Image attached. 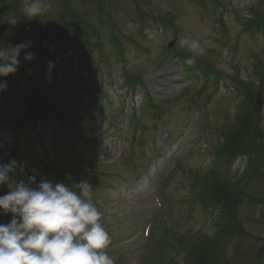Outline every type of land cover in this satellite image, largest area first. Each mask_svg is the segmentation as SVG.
<instances>
[{
	"label": "rangeland",
	"instance_id": "obj_1",
	"mask_svg": "<svg viewBox=\"0 0 264 264\" xmlns=\"http://www.w3.org/2000/svg\"><path fill=\"white\" fill-rule=\"evenodd\" d=\"M50 4L28 19L19 0H0V41L31 42L16 73L0 77L7 85L0 92V163L17 161L23 170L11 180L35 176L32 187L42 178L88 181L114 264H191L193 246L214 247L225 222L224 208L208 207L212 186L250 189L248 157L229 160L213 149L256 107L258 93L264 134V0ZM8 15L17 25L3 22ZM185 36L206 47L192 66L198 68L184 63ZM25 52L34 58L26 61ZM252 181L261 201L238 208L243 224L218 240L224 250L216 264H264L254 260L264 257V172ZM9 191L0 185V196ZM1 212L9 223L12 214Z\"/></svg>",
	"mask_w": 264,
	"mask_h": 264
},
{
	"label": "clouds",
	"instance_id": "obj_2",
	"mask_svg": "<svg viewBox=\"0 0 264 264\" xmlns=\"http://www.w3.org/2000/svg\"><path fill=\"white\" fill-rule=\"evenodd\" d=\"M50 8V0H19L20 13L28 19L40 17ZM3 22L14 27L19 18L8 15ZM30 44L5 45L0 41V77L16 73L20 52ZM179 45L190 54L184 61L189 67L206 53L199 40L187 36L179 40ZM33 58L32 53L25 52L26 61ZM53 67L49 62L46 79ZM6 88L0 81V92ZM17 167L23 170L15 160L0 163V185L10 189L0 196V209L12 214L9 223L0 224V264H114L104 251L110 235L100 223L102 213L93 203V188L88 181L69 186L42 178L32 187L35 176H30L28 183L11 180L9 174Z\"/></svg>",
	"mask_w": 264,
	"mask_h": 264
},
{
	"label": "trees",
	"instance_id": "obj_3",
	"mask_svg": "<svg viewBox=\"0 0 264 264\" xmlns=\"http://www.w3.org/2000/svg\"><path fill=\"white\" fill-rule=\"evenodd\" d=\"M130 83L132 86L135 85V82L130 81ZM243 93L245 94L244 102L249 104V100L251 99L249 91L247 89H243ZM245 112L246 113L242 114V116L238 119L237 125L234 129H225L222 132L224 140H219L218 142L221 144V147L218 144V146L215 147L213 151L214 155L219 157L218 155H220L219 152L221 149L224 153L223 155L226 158H229V160L231 157L235 156L248 157L249 174L247 176L251 180L246 184V187H250V189L242 188L243 186H240L238 189H234L231 185L228 186V184H225L224 182L220 184L215 183L212 186V188H214V192L212 193L211 191L208 207L217 205L214 207V209H219L220 213L223 210L222 208H224L225 222L219 226L218 235L216 236V245L214 247H206V245H202L196 248V246H193L194 250H191L188 253L191 264H216L214 260L219 262L222 258L224 245L223 241H221L219 245L218 240L227 239L228 234L232 235L233 233H238V227H241V224H243V222L237 219V211L239 210L238 208H240L244 201H249L250 199L254 200L257 204H259L261 201V199L256 197L257 193L255 184H252V179H259L262 177L264 172V134L262 133V129L259 127L260 115L256 110V107L253 106V109L247 108ZM63 120L65 122L67 119L63 117ZM19 161L21 162V160ZM17 164L19 165L18 162ZM77 176L79 179V176L82 175ZM194 182L197 186L198 178H195ZM219 185H222V188L218 189ZM218 203H222L223 207L218 206ZM1 213L2 212L0 209V224H4L1 222ZM227 219H233V222H230L229 224ZM231 227L236 228L230 229ZM235 237L232 236V238ZM259 241L262 240H257L256 242ZM254 260L264 263V257H262L260 254H257V256L254 257Z\"/></svg>",
	"mask_w": 264,
	"mask_h": 264
},
{
	"label": "water",
	"instance_id": "obj_4",
	"mask_svg": "<svg viewBox=\"0 0 264 264\" xmlns=\"http://www.w3.org/2000/svg\"><path fill=\"white\" fill-rule=\"evenodd\" d=\"M257 102H258V109H260L261 107V99H260V94H258V97H257ZM33 105V104H32Z\"/></svg>",
	"mask_w": 264,
	"mask_h": 264
}]
</instances>
